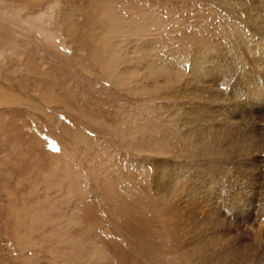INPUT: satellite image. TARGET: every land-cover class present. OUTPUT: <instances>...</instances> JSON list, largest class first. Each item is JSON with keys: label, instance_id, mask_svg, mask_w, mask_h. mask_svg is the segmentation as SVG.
Returning a JSON list of instances; mask_svg holds the SVG:
<instances>
[{"label": "rangeland", "instance_id": "rangeland-1", "mask_svg": "<svg viewBox=\"0 0 264 264\" xmlns=\"http://www.w3.org/2000/svg\"><path fill=\"white\" fill-rule=\"evenodd\" d=\"M256 45L264 49V0H0V264H194L169 224L185 215V241L204 238L209 205L184 197L167 211L174 199L157 191L156 165L169 159L165 169L176 171L187 153L169 120L197 104L189 89L234 113L236 128L264 132ZM199 48L214 80L191 75ZM237 65L256 76L262 100L238 84ZM263 146L233 148L230 167L253 164L264 176ZM262 181L241 192L244 206L228 200L209 231H225L224 254L248 240L243 264H264Z\"/></svg>", "mask_w": 264, "mask_h": 264}, {"label": "bare ground", "instance_id": "bare-ground-1", "mask_svg": "<svg viewBox=\"0 0 264 264\" xmlns=\"http://www.w3.org/2000/svg\"><path fill=\"white\" fill-rule=\"evenodd\" d=\"M205 50L199 48L193 51L194 54L196 55L195 58H193L192 60L193 65L190 67V69L193 70L191 75H193L195 71L197 72L195 73V75H193L194 77L199 75L201 71H203L204 76L206 75L207 77H210V75L213 74L214 69H216V65H209V66H206V64L203 65L205 61L203 60L202 55L205 53ZM239 50L240 48L237 47L236 45L235 48L231 46L230 49V51H236V53L238 54L241 53L243 56L242 59L243 58L245 59L246 56L245 53L243 54ZM250 50L251 53H254L252 59L250 60V64L252 63L253 66L257 68V64H260L261 62L264 61V49H262L259 45H256L250 47ZM255 54L256 56H254ZM243 66L245 65L238 66L240 68L239 72H241L239 74L240 77H238V81H239L238 84L244 88V91L246 90L250 94L251 97L249 98L252 99L255 103V101L261 99L263 96L258 92L260 88L254 85L257 81L256 76L250 74L251 73L250 70L245 69L252 76L250 77L246 75V72L241 70V67ZM249 66L252 65H247V67ZM231 70L232 73H234L233 69ZM237 70L238 69L236 68V71ZM162 71L163 68L160 67L158 68V70H156V74L159 75L162 73ZM225 75L227 76V70ZM212 78H213L212 80H214V78L216 77L212 75ZM191 80H189L188 84H191L193 82V79ZM198 80H200V78ZM189 91L191 92V93L189 92L190 94H194L193 97H195V99H198L197 104L188 109L182 106L178 107L176 110H174V112H172L175 115V117L169 120L172 123H174V126L180 131V132L177 131L176 140H178L179 138V144L181 146H179L177 150L179 151L181 147V149L183 148L187 150V153L185 157L183 155L184 158H180L178 156L180 159L179 160L175 159L173 165L176 166L177 168L176 171L165 169V167H167L166 165H168L167 161H170L169 159L161 160V163L157 162V164L160 165H156L155 172L157 174H160V177L164 179L163 182H161L162 179H160L159 182L155 184H157L156 188L158 192L162 194V191L163 192L165 191L167 196L169 197L171 196L174 199V202L171 201V203L168 205L169 207L167 206L168 207L167 211H170L171 213L176 212L179 209L177 207H179L180 204L185 201L184 197L185 199L187 198L189 199L197 196V198H195L196 202H193L191 206L193 208H196L198 207V204L206 201L209 205V209H207L209 217L208 218L206 217L207 220H205L203 217L202 220L201 219L199 220V224L200 223L202 224V227L199 230L201 232L200 233L201 236L200 235L199 236L202 237V235L203 236L205 235L204 238L201 239L198 237V234L196 236L195 233V236L193 238L191 239L189 238L190 239L189 241H185L186 240L185 235L187 234V232H183V228L185 229L188 228L187 225L185 226L184 224V222H186L185 220L188 219L187 217H184L185 215H179V214L176 215L175 223H170L168 229H170L171 233L177 238V240H179L178 244L179 245L182 244V246L180 245V247L183 250L185 249L184 250L186 254L185 257H187L191 263L230 264L228 261L231 262L235 261L233 263L236 264L237 261L235 260V258L239 255H242L243 258L240 259V262L239 261L238 262L239 264H243L241 260L248 261L247 258H249L248 256L250 249L248 245H250L249 244L250 242L247 243L248 240L246 242H242L241 244H239L238 241H234L233 243H231L230 245L231 247L227 246V254H224L223 251H221V249L224 248L223 243L221 242L222 240H220L219 238L221 236H224L225 231L216 230L214 234L213 232H209V231L212 228V224L214 226V222L223 221L222 218L223 219L225 218L223 215V210L224 207H227L228 200H230L231 202V204L228 202L229 205H233L235 207H238L239 205L244 206V204L241 203V199H240L241 192L243 190H246L248 191L246 192V195H249V193L251 192L252 194H255V189L258 187V185L263 184L262 180L264 176H261L262 175L261 173H258V171L254 170L255 168H253L254 167L253 164L247 167L248 163H244L241 166L232 169L231 168L232 166L230 167L229 163H233V160L229 156L231 153H234L232 149L237 146L251 148V150L250 149L248 150L252 152L258 151L259 146L264 145V132L261 133V131L258 130L256 131L254 126L236 128V126L239 124V120L237 119V117H235L236 115L234 113L231 114L230 112L227 114L219 113L218 112V109H220L218 108L219 106L217 108L213 107V104L216 102L215 98H211L208 96L205 97L206 95L203 94L204 90L200 94L197 93L195 94V92H197V89L196 90L189 89ZM185 96H187V94ZM245 103L246 102H244V104ZM229 105L230 106L233 105L234 108L236 106H239L238 112H236L235 110L236 113H239L241 111L240 103L236 102L234 104L232 103ZM244 109L246 113L251 114V116L249 115L245 116L244 114V117L248 118L249 121L254 120L255 118L254 119L250 118L252 116L253 117L256 116L255 115L256 109L254 105L252 104L249 105L248 107L244 105ZM260 120L264 121V118H261ZM242 130L244 133L242 132ZM185 139L188 140L186 142L188 144L181 143ZM167 152L168 150L165 151L164 153ZM205 176L207 178H205ZM245 176L246 179L244 180L243 178H245ZM176 177L180 179L179 180L180 185L177 188L175 187L174 184L175 182H173L176 179ZM201 193L205 194V195L202 194L203 199L200 196ZM252 194L250 199H252ZM181 207L183 206L181 205ZM194 224L195 223L189 225V228L191 229L190 226H192L195 229ZM189 231L193 232L188 229V235H189ZM183 233H185V235ZM254 234L256 235V233ZM229 237H232V234L231 235L227 234L226 236L227 241L230 240ZM219 250L221 251V253H218ZM244 254H247L248 256Z\"/></svg>", "mask_w": 264, "mask_h": 264}]
</instances>
